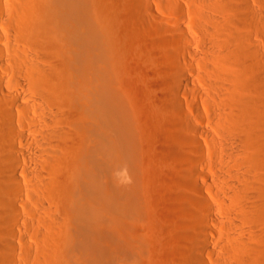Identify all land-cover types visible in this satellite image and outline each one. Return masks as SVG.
<instances>
[{
	"label": "bare ground",
	"instance_id": "bare-ground-1",
	"mask_svg": "<svg viewBox=\"0 0 264 264\" xmlns=\"http://www.w3.org/2000/svg\"><path fill=\"white\" fill-rule=\"evenodd\" d=\"M99 1L0 0V264H148L141 129L118 90ZM188 1V20L204 34L201 53L182 25L173 27L182 47L162 103L190 136L191 165L174 173L189 194L171 205L162 257L264 264V0ZM197 100L222 143L210 175L195 137L212 146L215 137L198 128Z\"/></svg>",
	"mask_w": 264,
	"mask_h": 264
},
{
	"label": "rangeland",
	"instance_id": "rangeland-1",
	"mask_svg": "<svg viewBox=\"0 0 264 264\" xmlns=\"http://www.w3.org/2000/svg\"><path fill=\"white\" fill-rule=\"evenodd\" d=\"M168 2L166 0H100L99 1L100 10L104 12L102 13L105 17L104 28L101 30V33L105 37V42H106L108 51L114 57L113 61H114V67L116 70V80H117V86L119 88L118 90L123 96V100H124L127 110L130 112V114L132 115L135 121L136 130L139 128L141 129L140 133L138 134V139L141 142V146L143 144V147H144V148L140 147V157H142L141 158V162H142L141 163L142 164L141 165L142 166V172H141L142 188L141 190L144 191V188H145V191L142 192V200H143L142 202L144 204V209H146L144 211L145 213L144 217L146 219V220L144 219V222L147 221V223L146 222L143 224L140 223L139 226L141 225V227L139 231H141V233L146 231V233H148V235L152 239V242L150 244V248L148 251V256H147L148 264H154L155 259H156L155 264H158V263L167 264V259L162 256L163 254L164 256H166L168 252V247L166 244V242L168 241L167 231L170 229V224L173 221L172 211L174 208L179 206L178 204L182 203L181 201L183 200L184 194L185 196L187 193L189 194L188 190H186V188L182 186L181 183H178L177 181L178 176H175V174L178 175L177 173L179 174L183 172L186 173V171H188V168L185 170L186 168L185 166L188 167L189 165L187 164L188 160L192 159V154H190L191 153L190 141H189L190 136L188 135L187 131H185L186 133L183 132L184 130H182L184 135L182 134L181 132L182 128L178 124V121H177L178 117L176 113L173 112L175 111L173 107L170 108L171 105L168 106L167 103L165 104L162 103V102H167L166 98L168 97L167 96L168 94H166V92L167 93L170 92V89L168 88L169 87L171 88V85L168 86V84H171V83L167 80H170V81L172 80V72L174 70L172 68L174 67V62H175L173 60L175 58V55H174L176 53L175 51H177V48L178 50L181 49L179 47L181 46L180 43L178 42L176 44V41L178 40H176V36H174V33L172 32V30L174 29L173 27L178 24L183 26V28L186 30L185 33L188 34L194 40V42L196 41L195 43L197 44L195 45H198V46H196L197 48H194L195 46L193 48L195 51L199 49L198 51H196L198 52V54L201 53L199 52L200 45L202 43L201 41H204L203 32H201L200 29L197 30V27L195 29L194 28L195 26L194 27L192 26L193 21L190 18H192L191 14L193 12V8H191L192 7L191 2L188 0L187 1L179 0L177 1V3L175 2V5L174 3H170V0ZM173 5H174V8H173ZM167 6H169V8ZM175 6H176V10H175ZM171 8H173V10H171ZM105 10H107V12ZM174 10L176 12L180 10L182 17L184 16L183 22L179 23L176 12ZM188 19L192 21L191 22L192 24H190V21ZM200 39L201 41H198ZM0 46L1 48L5 50L4 44ZM171 47L173 50L172 52H171ZM174 48L176 49L174 50ZM193 48H192V51H193ZM173 52L174 54H172ZM176 57H177L176 61H180V64L185 63L184 60L181 59L182 58L181 56L179 57L176 56ZM171 60L174 61V62L172 61V64L170 62ZM195 67L196 69L197 68L199 69V65L198 67L197 66ZM7 79H10L12 81L13 79H16V77L14 76L13 78V76L8 75L6 77V80ZM163 80H165L166 82ZM196 81L194 78L195 83H197ZM13 82H15V80H13ZM198 82H200V80ZM12 83L10 82L8 83L9 85L8 84L7 85L13 87L15 84L14 83L12 84ZM199 84H198L199 87L203 86L202 81ZM202 89H205V88L202 87ZM162 94L164 97L162 96ZM179 97L182 98V94H180ZM197 103H199L198 105H199V116H200V117L197 116L199 117L197 119L199 122H201V125H199L198 127V125L194 122V120H192L194 119L193 117H191L192 115L190 116L191 124L193 126L197 125L196 127H198L199 129H202V131L211 133L215 137L216 146L215 145L212 146L211 142H210L211 143L210 145L208 139L202 134H201L202 136L198 134V136L196 135L195 137L202 149L201 154H202L203 161H205L204 167L206 169V171L204 172L206 174H208L209 172V175H210V173L213 174V172L220 169L218 157L221 156L220 155L221 145H219L221 142L219 141V144H218L217 140H219V138L217 137V135L215 136L216 127L214 128L215 125L213 126V122L215 124V118L213 114L207 109H205L207 111L204 110V107H202L203 105L202 103H200V100H197ZM164 105L165 107L168 106L170 109L165 108ZM167 109L168 111L170 110V112L171 110H173L172 113L168 114ZM210 121L211 122L213 121L212 124ZM177 124L180 127H177ZM175 129H176V132H175ZM187 139L189 143L187 142ZM173 147L174 149H172ZM171 150H172V153H171ZM173 150H175L177 155ZM179 154L182 156H180ZM173 161L174 162L176 161V163H174ZM175 164L176 166H174ZM172 167H175V168H172ZM178 167L180 169H177ZM182 168H184V170ZM175 169L177 172L175 171ZM171 172L173 173L171 174ZM164 173L168 175L166 176ZM162 178L164 179L162 180ZM170 178L172 179L175 178L176 182H174V179L173 181L172 179L170 180ZM174 193L176 196L174 195ZM177 194L179 195L178 197H177ZM187 196H190V195H187ZM171 197L173 199H171ZM27 199L28 198L25 197L24 195L22 196V200L24 202H27L28 201ZM176 200H179V201L176 202ZM171 205L174 207L173 209ZM19 208H21L20 205H19ZM164 211H166V213ZM60 214L64 216L65 222L67 224L70 223L66 214H63V213H60ZM170 216L172 218H170ZM154 221L157 223H154ZM153 225H154V228H153ZM261 225L262 224L257 225L258 228L257 226L253 227L257 229L256 230L252 229V230L258 231L264 228L263 225H262L263 227L261 228ZM144 226L146 230L143 229ZM163 228L165 230H162ZM147 230L150 232H148ZM153 237L156 240H153ZM165 238L167 239L165 240ZM153 245L154 247H152ZM150 256H152L153 261L150 260L152 259ZM17 258L20 259V261H22L23 255L18 254ZM150 261L154 263H150ZM36 264H38V262H36ZM65 264H84V263L82 261V262H73V263L67 262Z\"/></svg>",
	"mask_w": 264,
	"mask_h": 264
}]
</instances>
